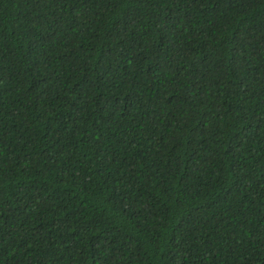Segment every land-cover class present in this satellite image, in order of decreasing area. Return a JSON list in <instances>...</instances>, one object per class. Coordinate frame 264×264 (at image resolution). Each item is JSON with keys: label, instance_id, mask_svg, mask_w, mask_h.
Wrapping results in <instances>:
<instances>
[{"label": "trees", "instance_id": "1", "mask_svg": "<svg viewBox=\"0 0 264 264\" xmlns=\"http://www.w3.org/2000/svg\"><path fill=\"white\" fill-rule=\"evenodd\" d=\"M0 264H264V0H0Z\"/></svg>", "mask_w": 264, "mask_h": 264}]
</instances>
